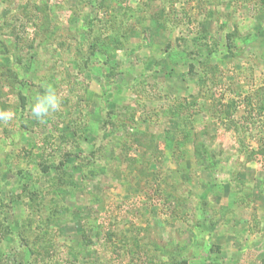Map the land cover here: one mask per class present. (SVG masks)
I'll return each mask as SVG.
<instances>
[{"label":"rangeland","instance_id":"obj_1","mask_svg":"<svg viewBox=\"0 0 264 264\" xmlns=\"http://www.w3.org/2000/svg\"><path fill=\"white\" fill-rule=\"evenodd\" d=\"M0 112V264H264V0H0Z\"/></svg>","mask_w":264,"mask_h":264},{"label":"clouds","instance_id":"obj_2","mask_svg":"<svg viewBox=\"0 0 264 264\" xmlns=\"http://www.w3.org/2000/svg\"><path fill=\"white\" fill-rule=\"evenodd\" d=\"M44 88L42 93H38L33 102L29 105L31 115L40 122L51 114L58 111L62 106V100L57 95L55 89L51 85H41ZM11 119V114L0 112V121L7 122Z\"/></svg>","mask_w":264,"mask_h":264}]
</instances>
